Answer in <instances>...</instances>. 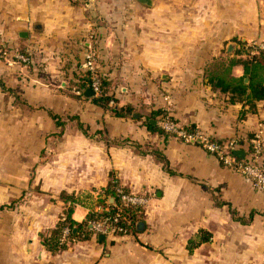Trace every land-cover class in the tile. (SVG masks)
Wrapping results in <instances>:
<instances>
[{
  "label": "crops",
  "instance_id": "0c3cea01",
  "mask_svg": "<svg viewBox=\"0 0 264 264\" xmlns=\"http://www.w3.org/2000/svg\"><path fill=\"white\" fill-rule=\"evenodd\" d=\"M239 41L264 42V0H0V264H264V191L199 143L145 123L165 110L182 127L238 139L245 156L261 130L264 163V101L241 119L243 105L206 75ZM90 52L110 104L132 116L78 93ZM111 181L149 199L135 229L48 250L42 236L69 207L76 223L90 212L60 194L95 201ZM201 230L211 240L190 252Z\"/></svg>",
  "mask_w": 264,
  "mask_h": 264
},
{
  "label": "trees",
  "instance_id": "16d2710c",
  "mask_svg": "<svg viewBox=\"0 0 264 264\" xmlns=\"http://www.w3.org/2000/svg\"><path fill=\"white\" fill-rule=\"evenodd\" d=\"M17 53H24L27 56V52L15 51ZM30 57V56H29ZM31 60V59H30ZM237 65L243 66L244 73L240 77L233 75V69ZM84 76L80 78V83L77 89L80 90V95H85L87 89L91 87L92 75L89 70H85ZM206 75L208 78V84L215 90H219L221 93L228 96V101L231 104L240 103L243 105L240 118H245L248 114H254L258 110V103L264 101V50H259L253 54V47L247 42H238V48L232 55H226L225 58L213 63L211 67L207 68ZM100 89L101 92L97 96H93L95 104L102 106L103 108H110V110L117 116H132L135 113V109L127 106L124 108L115 107V104H110L113 97L108 95V82L99 74ZM151 120H170L173 118L165 110H156L151 113L145 120L147 127L160 135H164L165 138L173 136L159 125L152 124ZM156 121V122H157ZM188 132H194L196 129L194 126L185 127ZM253 137L250 138V140ZM222 142L223 140H218ZM248 151L251 150V143L248 146ZM157 156L164 164V168L169 169V163L162 153H157ZM117 183L111 181L109 185L100 191L99 197L94 201L91 194L85 193L83 195L68 194L62 192L60 198L64 201H70L72 204H84L90 207L89 215L83 223H76L71 215L73 207H69L64 215L60 218L56 227L48 233V235L42 236L43 244L53 253H56L66 248V245L62 243L61 238L63 235V229L69 227L71 238H87L90 235H96L91 229V223L97 220H104L105 218L111 219L115 213L113 205L106 203L108 195H113ZM101 207L103 210L97 208ZM140 207H129L124 209V215L129 220V230L133 231L141 220ZM98 236V235H96ZM211 240V234L207 231L201 230L194 238L188 241L187 248L190 252H193L198 246Z\"/></svg>",
  "mask_w": 264,
  "mask_h": 264
},
{
  "label": "built area",
  "instance_id": "2783aa9c",
  "mask_svg": "<svg viewBox=\"0 0 264 264\" xmlns=\"http://www.w3.org/2000/svg\"><path fill=\"white\" fill-rule=\"evenodd\" d=\"M253 47V54L259 50H264V42L249 43ZM13 57L18 61L29 64L30 57L24 53L13 52ZM85 69L89 70L92 75L91 89L94 95H99L100 80L99 73L96 68L95 56L92 52L86 56L84 63ZM78 93H81L80 91ZM169 103L170 99L166 98ZM161 126L167 132L187 143H199L204 150L214 155L222 164L230 167L234 171L240 173L247 178L253 187L259 191H264V163H263V138L262 131L258 130L251 139V150L244 158L235 155V151L241 150V144L238 139H228L219 142L213 136L195 130L188 132L175 121L162 120ZM246 155V154H245ZM118 202L113 204L115 213L111 219L97 220L91 223V229L96 235L104 236H121L129 233V220L124 215V209L129 207H144L149 199L138 195L137 193L127 192L121 187L116 188ZM99 210H103L101 207ZM71 230L69 227L63 229L61 238L62 243L66 242Z\"/></svg>",
  "mask_w": 264,
  "mask_h": 264
},
{
  "label": "water",
  "instance_id": "95a60500",
  "mask_svg": "<svg viewBox=\"0 0 264 264\" xmlns=\"http://www.w3.org/2000/svg\"><path fill=\"white\" fill-rule=\"evenodd\" d=\"M143 3L145 4H151V0H141ZM28 36V33L27 32H22L20 33V37H24L26 38ZM233 48V46H230L229 47V52L231 51V49ZM85 95L87 97H91V96H94V92L92 91L91 88L87 89V91L85 92ZM134 116H139L138 114H134ZM152 124H156V121L155 120H151L150 121ZM235 155L239 158H243L245 156V151L244 150H237L235 151ZM105 236L101 235L100 236V239H104Z\"/></svg>",
  "mask_w": 264,
  "mask_h": 264
}]
</instances>
